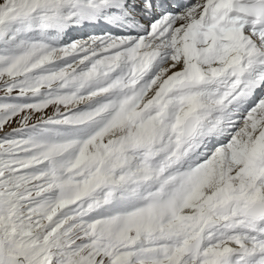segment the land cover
<instances>
[{
  "label": "snow or ice",
  "instance_id": "1",
  "mask_svg": "<svg viewBox=\"0 0 264 264\" xmlns=\"http://www.w3.org/2000/svg\"><path fill=\"white\" fill-rule=\"evenodd\" d=\"M0 264H264V0H0Z\"/></svg>",
  "mask_w": 264,
  "mask_h": 264
}]
</instances>
